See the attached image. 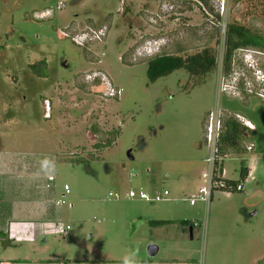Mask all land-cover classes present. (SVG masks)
I'll return each mask as SVG.
<instances>
[{"label": "rangeland", "instance_id": "374dc122", "mask_svg": "<svg viewBox=\"0 0 264 264\" xmlns=\"http://www.w3.org/2000/svg\"><path fill=\"white\" fill-rule=\"evenodd\" d=\"M47 11L51 15L39 19ZM261 11L264 0H228L222 10L208 0H0V197L6 188H33L32 179L20 173V162L30 171L48 156L55 171L47 184L60 208L54 222L80 232V242H87L88 233L100 240L99 222L131 221L134 228L138 220L166 218L183 232L178 243L173 241L181 249L176 260L264 264V49L255 56L237 50L225 72L221 61L226 23L264 36ZM100 31V41L84 47L70 40L75 32L81 41ZM152 47L156 54L180 57L208 48L215 66L202 77L177 69L149 82L145 70ZM40 58L46 61L45 80L26 70ZM248 59L260 75L247 70ZM106 82L118 95L103 94ZM43 93L52 97L55 116L49 120L41 117L45 106L38 95ZM211 110L222 120L233 116L254 127L244 125L249 131L241 152L222 156L221 177L237 180L240 165L252 171L239 180L241 191L214 189L207 203L190 205L206 169L201 133ZM49 112L47 106L42 116ZM113 131L114 141L95 150L93 144ZM36 185L42 189V182ZM129 190L147 196L166 190L167 195L151 202L128 198ZM1 199L6 204L5 196ZM107 229L117 231L108 234V242L119 240L120 228ZM166 229L154 237L169 241L171 227ZM8 244H0V257L18 260ZM78 248L79 239L68 249L78 255ZM163 257L170 252L154 256Z\"/></svg>", "mask_w": 264, "mask_h": 264}, {"label": "crops", "instance_id": "0c3cea01", "mask_svg": "<svg viewBox=\"0 0 264 264\" xmlns=\"http://www.w3.org/2000/svg\"><path fill=\"white\" fill-rule=\"evenodd\" d=\"M38 98L42 108L45 106L42 104V101L46 100L50 111L49 116L51 115L44 118L42 116L44 108L41 117L49 120L52 115L55 116L51 111L52 106L50 107V104L53 105L52 97H45L43 93L39 94ZM45 158L53 160V158L46 156L36 161L34 163V170L30 169V171L27 164L20 162V166L22 165L20 173L32 179V182L35 183L33 188L21 186L1 190L2 196H5L7 202L1 205L2 196L0 197V244L8 240L10 242L8 246L17 250L19 259L12 261L11 259L0 257V264H122L123 257L129 253H135L136 264H183V262L184 264H191L182 259L176 260L174 258L181 251L175 244L178 243V239L182 238L183 232L181 226L177 224L178 222L172 219L154 218L138 220L134 228L131 225V221L124 222L122 225L115 224V221L99 222L96 224L101 228L100 233H103V236L96 242L91 233L86 234L87 242H80V232H78L79 234H75V232L70 231L67 223H63V227L58 225L61 229L67 226L68 228L65 232H59L54 235L37 234L31 228L32 223L54 222L55 220L59 221L60 218L58 210L60 208H58V203L54 200L53 193L47 184L49 181L46 180V177L49 175L46 174V171H42V162ZM246 167H248V176L252 171V166L246 165ZM43 172L46 175L44 179L41 178V173ZM37 180L42 182V189H38L39 187L36 185ZM200 184L199 182L196 191ZM155 221H162V223L156 224ZM105 227H115L116 230L120 228V231H118L119 240L108 242V234L115 230L108 231V229L105 230ZM124 227H127V230L122 229ZM166 227H171L169 241H165V238L161 241L159 238L154 237L157 232L163 231L166 233ZM188 230L190 234L192 229L189 227ZM135 236L137 238H134ZM78 239L81 249L79 250L78 248L80 253L76 255V253L70 252L69 249ZM155 239L160 241L161 244H157L158 241ZM173 241L175 242L174 246ZM168 242L170 243L169 245L172 243V246L167 245ZM150 243L154 244L157 248L153 256L146 254V247ZM2 248L4 247L2 246ZM160 251L162 253L170 252V257L168 259L165 257L159 260L155 259L154 256ZM87 255L92 258L90 262Z\"/></svg>", "mask_w": 264, "mask_h": 264}, {"label": "trees", "instance_id": "16d2710c", "mask_svg": "<svg viewBox=\"0 0 264 264\" xmlns=\"http://www.w3.org/2000/svg\"><path fill=\"white\" fill-rule=\"evenodd\" d=\"M203 1V0H200ZM261 16L264 18V12L261 11ZM264 48V36L249 28L237 24L235 22H227L223 34V49H222V68H228L230 56L237 50L242 48ZM45 62L43 59L35 61L31 66V72L37 77H44ZM215 66V57L212 50L202 48L200 51L185 57H180L173 54L159 53L150 57L146 61V76L149 82L154 81L156 78L165 76L174 70L182 69L189 76L202 77L203 75L211 72ZM93 132L97 131L95 126L92 127ZM249 129L238 122L233 116H227L221 121V130L217 140V148L219 154V162L217 164V171L220 172L222 168V156L227 154L228 150L234 153H239L243 149L240 148V143L244 139V134ZM117 131L110 134V138L104 139L102 142H95L93 147L95 150H100L109 146L115 139ZM247 167L240 165L238 168L237 180H225L226 184L233 187L235 184L240 183L239 180L244 181L247 177ZM155 223H162V221H155Z\"/></svg>", "mask_w": 264, "mask_h": 264}, {"label": "built area", "instance_id": "2783aa9c", "mask_svg": "<svg viewBox=\"0 0 264 264\" xmlns=\"http://www.w3.org/2000/svg\"><path fill=\"white\" fill-rule=\"evenodd\" d=\"M217 4L218 8L222 10L224 8L225 3L228 0H208ZM96 77H92L90 80H94ZM101 81V80H100ZM103 94L109 97H113L118 95V90H114L111 86H109L108 82H106V87L103 91ZM48 105H45L47 109ZM221 117L218 113H215L213 110L209 111L205 117L203 129H202V142L204 147L206 148V156L204 157V162L206 164V169L201 175V184L198 186L196 191V198H191L188 200V203L191 205L194 203L195 200H198L202 203H207L209 200L211 193L214 189H222L224 191H230L232 189L231 185L226 184L223 180L222 176V168L220 172L217 171V164L219 162V154L217 148V140L221 130ZM242 125H246L249 129H252V125L248 121H243ZM250 147L247 146L246 149L248 150ZM47 181H52V176L46 177ZM64 192H67V188L63 186ZM234 191H241L242 186L241 183L235 184L233 187ZM167 195V191L163 190L162 192H155L152 196H147L145 193L141 191L134 192L129 190L127 192L128 198L137 197L139 199L148 200L151 202H156L164 199ZM58 203V202H56ZM69 206V204H67ZM32 230H35L37 234L42 235H54L59 232H65L67 230V226L64 228H60L55 222H37L32 223L31 225Z\"/></svg>", "mask_w": 264, "mask_h": 264}, {"label": "clouds", "instance_id": "9594fccd", "mask_svg": "<svg viewBox=\"0 0 264 264\" xmlns=\"http://www.w3.org/2000/svg\"><path fill=\"white\" fill-rule=\"evenodd\" d=\"M152 52L150 53V56H148L149 58L154 56L157 51H156V48L157 47H152ZM239 51H243V52H249L251 51L254 55L255 54V51H257L259 53V50L258 49H255V48H242V49H239ZM251 54V53H250ZM255 56V55H254ZM250 58V57H249ZM245 63V66L247 68V70L251 73V75H260L259 72V68L255 65L254 61L251 59ZM263 84V82H262ZM42 171H46V174H54V171H55V162L54 160L50 159V158H45L42 162ZM122 264H136V261H135V253H129L128 255H125L122 259Z\"/></svg>", "mask_w": 264, "mask_h": 264}, {"label": "flooded vegetation", "instance_id": "af4514ba", "mask_svg": "<svg viewBox=\"0 0 264 264\" xmlns=\"http://www.w3.org/2000/svg\"><path fill=\"white\" fill-rule=\"evenodd\" d=\"M73 2H75V0H72ZM51 15V12L50 11H47L46 12V14H44V17H39V19H43V18H47V17H49ZM86 30L87 31H91L92 29L91 28H89V27H87L86 28ZM98 30H101V29H98ZM87 31H85V32H79V33H77V32H75V33H77V34H83V35H85V33L87 32ZM92 32H93V30H92ZM101 32V31H100ZM73 34L71 37H70V40H71V42H73L76 46H79V47H84L85 45H88L89 43L91 44L92 42H95V41H93V39L94 40H97V41H100V39H101V37H102V32L101 33H99V32H97V33H91L92 35H91V37H92V39L90 38V39H86V40H81V41H78V39H79V36H77L76 34ZM258 34H261V33H259V32H257ZM89 34V33H88ZM64 36H66V34H63ZM262 36H263V34H261ZM88 43V44H87ZM264 49V48H263ZM259 54L260 55H262L263 53L259 50ZM40 59H43V58H40ZM40 59H37V60H40ZM37 60H32V62L31 63H27L26 64V70H27V72L28 73H30L34 78H36V79H40V78H44V77H37L36 75H34L32 72H31V70H32V68L31 67H29V66H31L35 61H37ZM44 60V62H45V70H44V73L46 74V61H45V59H43ZM65 63V62H64ZM62 64V66L63 67H67V65L66 64ZM43 80H45V79H43ZM209 112V111H208ZM208 112L206 113V115L208 114ZM206 115H205V117H206ZM204 120H205V118H204ZM254 129V127L251 129V130H253ZM201 144H203V142H202V133H201ZM250 147V146H249Z\"/></svg>", "mask_w": 264, "mask_h": 264}, {"label": "water", "instance_id": "95a60500", "mask_svg": "<svg viewBox=\"0 0 264 264\" xmlns=\"http://www.w3.org/2000/svg\"><path fill=\"white\" fill-rule=\"evenodd\" d=\"M156 250H157L156 246L154 244L150 243L146 247V254L148 256H153L155 254Z\"/></svg>", "mask_w": 264, "mask_h": 264}]
</instances>
